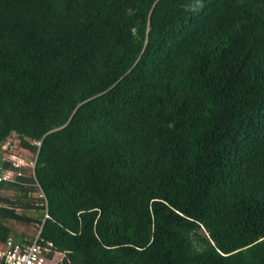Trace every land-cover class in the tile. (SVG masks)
Here are the masks:
<instances>
[{
    "label": "trees",
    "instance_id": "trees-1",
    "mask_svg": "<svg viewBox=\"0 0 264 264\" xmlns=\"http://www.w3.org/2000/svg\"><path fill=\"white\" fill-rule=\"evenodd\" d=\"M12 139L34 167L0 163V244L264 264V0H0V160Z\"/></svg>",
    "mask_w": 264,
    "mask_h": 264
},
{
    "label": "built area",
    "instance_id": "built-area-1",
    "mask_svg": "<svg viewBox=\"0 0 264 264\" xmlns=\"http://www.w3.org/2000/svg\"><path fill=\"white\" fill-rule=\"evenodd\" d=\"M5 144L6 143H4V145ZM3 146L1 149H3ZM3 150L6 149L4 148ZM15 166L23 167L24 165L18 164ZM31 166L33 169L34 162H31ZM17 175H19V173ZM6 179L7 178H0V180ZM40 198H44L41 190ZM44 217L49 218L47 213ZM40 231L41 227H38L37 235L30 243L18 244L12 239H8L4 244H0V260L5 264H49L50 262H54L55 264L57 261H55V251L53 252L52 244L44 242L43 239L40 238ZM50 254L51 256H49Z\"/></svg>",
    "mask_w": 264,
    "mask_h": 264
},
{
    "label": "rangeland",
    "instance_id": "rangeland-1",
    "mask_svg": "<svg viewBox=\"0 0 264 264\" xmlns=\"http://www.w3.org/2000/svg\"><path fill=\"white\" fill-rule=\"evenodd\" d=\"M4 148L6 150H3ZM3 149H1L2 160H0V163L2 161H5V162L7 161V162H12L14 165L22 164L24 165L23 167L25 168L32 167L31 166V162H33L32 154L20 148L18 146V141L16 139H12L11 145L9 144V142H7L3 146ZM0 168H1V164H0ZM17 174L18 173H15L10 170L0 169L1 179L7 178V180H11ZM7 194L11 195V193H7ZM33 196L40 198V191L35 192ZM6 225L9 228L13 229L15 232L19 234H24L28 238H31V239H33L37 235V232H38V227L33 226V225H25V224H20V223H13V222H7ZM54 253H55V259H56L55 261H59L63 257V255L58 251H55ZM49 264H54V262H50Z\"/></svg>",
    "mask_w": 264,
    "mask_h": 264
}]
</instances>
